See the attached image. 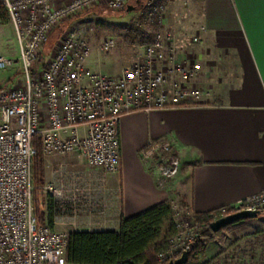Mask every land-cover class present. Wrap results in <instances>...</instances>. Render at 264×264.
Masks as SVG:
<instances>
[{
  "label": "built area",
  "instance_id": "2783aa9c",
  "mask_svg": "<svg viewBox=\"0 0 264 264\" xmlns=\"http://www.w3.org/2000/svg\"><path fill=\"white\" fill-rule=\"evenodd\" d=\"M126 0H0L18 44L16 57L0 55V69L20 66L21 84L0 89V264H72L66 260L67 231L38 223L33 205L32 160L34 139L43 154H81L90 166L115 172L120 166L119 121L123 114L141 110L202 104L211 97L208 87L194 80L200 68L194 56L164 27L163 15L144 44L139 60L123 64L117 74L95 70L89 63L92 47L72 29H54L68 18L94 6L117 10ZM148 15L160 10L147 0ZM200 26L190 41H199ZM113 37L97 45L99 53L115 47ZM48 47V48H47ZM46 52V55H45ZM43 59L39 60V56ZM141 154L156 169V184L176 176L179 158L169 140L146 144ZM42 192L64 201L68 190L46 182ZM74 207L75 199L72 200ZM75 208V207H74ZM73 209V208H72ZM221 216L241 210H264V192L221 206ZM184 230L163 241L158 261H168L189 250L200 233V223L185 213ZM184 235V237H182Z\"/></svg>",
  "mask_w": 264,
  "mask_h": 264
},
{
  "label": "crops",
  "instance_id": "0c3cea01",
  "mask_svg": "<svg viewBox=\"0 0 264 264\" xmlns=\"http://www.w3.org/2000/svg\"><path fill=\"white\" fill-rule=\"evenodd\" d=\"M237 6L231 0H202L198 6L204 29L195 43L198 52H188L200 68L194 81L211 91L207 102L123 114L115 172L90 166L78 153L44 154L45 183L76 191L64 201L43 194L41 207L52 228L118 229L123 217L161 201L173 204V192L195 212L264 192V0ZM202 61L213 72L218 66L214 78L206 76ZM159 139L171 142L180 162L163 186L141 154Z\"/></svg>",
  "mask_w": 264,
  "mask_h": 264
},
{
  "label": "rangeland",
  "instance_id": "374dc122",
  "mask_svg": "<svg viewBox=\"0 0 264 264\" xmlns=\"http://www.w3.org/2000/svg\"><path fill=\"white\" fill-rule=\"evenodd\" d=\"M146 1L126 0V5L117 10L96 5L90 10H86L67 20L64 27L68 25L69 29L79 32L80 35L88 40L92 47L89 63L95 70L115 75L123 64L140 59L145 44L142 42V38L146 40L147 36L150 33L153 35L156 29V27H153L152 21L138 18L140 16L138 9ZM238 1V4L242 6L248 0ZM166 3L162 11L164 27L170 28L174 32L177 39H179L178 44H182L183 48L192 53H197V46L190 41V38L197 33L202 21L201 12L198 10L199 3L195 5L192 0H170ZM231 3L235 6L238 5L236 0H231ZM129 6L130 10H128ZM131 23L141 29L131 28ZM141 31H143V34ZM105 37H113L116 40L115 47L108 52L99 53L96 47ZM50 43H48V47ZM17 54L18 44L13 27L8 23L0 24V55L16 57ZM197 61L201 62L199 58H197ZM202 63L204 68L206 66L205 70L208 78L210 76L214 78V72L216 74L220 70L216 65L213 72V67H210L209 62L202 61ZM224 63L222 62L223 68L221 72L224 71ZM207 64L209 65L208 67ZM22 78L20 66L18 65L9 70L0 69V89L21 84ZM172 197L176 225L178 230H184L183 220L185 219L186 210L180 206L178 194L173 192ZM236 251L239 252V255H242V257L238 258L240 262L264 264V210L255 218L241 219L227 225L224 230L207 244L204 254L200 255L197 262L201 264L219 253L216 261L212 264H222L223 262L225 264H235L236 258H232L231 254ZM155 258L157 259L156 256Z\"/></svg>",
  "mask_w": 264,
  "mask_h": 264
},
{
  "label": "trees",
  "instance_id": "16d2710c",
  "mask_svg": "<svg viewBox=\"0 0 264 264\" xmlns=\"http://www.w3.org/2000/svg\"><path fill=\"white\" fill-rule=\"evenodd\" d=\"M168 1L170 0H153V5L160 11L154 12L151 17L148 15V5H146V2L143 3L138 9L140 13L138 18L152 21L153 27H157L155 19L159 16V13L161 15V12L164 10V4H167L166 2ZM192 1L197 5L196 3L200 4L202 0ZM92 7L83 10L67 20L74 18L86 10H90ZM67 20L54 29L56 34L63 29L70 28L68 25L64 27ZM8 21V15L5 9L0 6V23H7ZM134 23H131L130 27H136L138 29L139 27ZM54 32L49 40L51 43L48 42L50 46L55 42L56 35ZM141 33L143 34V31ZM152 37L153 35L150 33L146 40L142 38V42L146 43ZM43 55L41 54L39 56V60L44 58ZM33 145L35 148V154L32 160L34 213L38 223L46 224L52 228L51 224L49 222L47 223V215L41 207L43 199L42 187L45 184V163L41 141L38 135H36ZM180 203V206L186 210V213L191 214L200 223V233L189 249L190 254L186 262V264H198L197 260L201 254H204L207 244L224 230L226 226L217 232H213L210 227L213 220L222 217L218 213V209L206 212H195L185 200H182ZM176 232L177 225L174 218L173 204L170 200L161 201L130 216L123 217L120 220L118 229L67 231L68 244L66 247V260L72 264H163L166 261H158L155 258V253L163 248L164 245L162 242L172 237ZM217 255L219 253L213 255L201 264H212L216 261ZM231 257L236 258L235 264H248V262H240L238 258L242 257V255H239L238 251L231 254ZM222 264H225V262Z\"/></svg>",
  "mask_w": 264,
  "mask_h": 264
},
{
  "label": "water",
  "instance_id": "95a60500",
  "mask_svg": "<svg viewBox=\"0 0 264 264\" xmlns=\"http://www.w3.org/2000/svg\"><path fill=\"white\" fill-rule=\"evenodd\" d=\"M130 6L128 7V10H130ZM258 216V213L255 211H248V210H241L238 212L230 213L227 215H224L220 218H217L213 220L210 224V227L213 232H217L223 227L234 223L236 221H239L241 219H246V218H255ZM190 251L185 250L183 251L178 257L175 259L168 260L164 262L163 264H186L188 257H189Z\"/></svg>",
  "mask_w": 264,
  "mask_h": 264
}]
</instances>
